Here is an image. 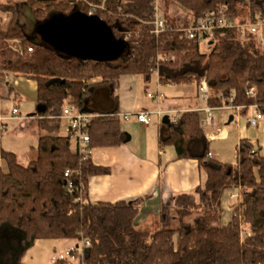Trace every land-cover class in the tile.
<instances>
[{"label":"trees","instance_id":"obj_1","mask_svg":"<svg viewBox=\"0 0 264 264\" xmlns=\"http://www.w3.org/2000/svg\"><path fill=\"white\" fill-rule=\"evenodd\" d=\"M164 1L169 30L159 36L147 24L153 18L152 0H26L0 5V12L11 14L8 28L0 30V82L10 73L36 82L35 123L45 133L38 141L36 159L26 166L0 146V264H25L22 256L37 240H76L81 235L91 242L85 264H264V157L249 140L239 142L233 165L210 156L211 142L199 112H182L175 121L162 123L160 147H173L178 160L197 161L205 181L163 205L153 231L135 225L141 199H88L89 179L109 175L111 169L95 165L90 157L83 160L69 134H60L61 114L69 106L93 115L91 150L123 145L128 137L121 130L115 96L120 78L138 75L148 82L154 72L160 85L198 86L205 77L209 87L240 114L252 107L264 114V48L258 34L216 31L209 42L210 53L204 54L197 41L175 31L221 8L239 23H264V0ZM168 5L187 11L193 20L176 25L168 16ZM74 13L104 21L113 40L125 44L122 63L64 57L39 40L41 25ZM29 17L34 20L31 33L25 28ZM120 28L130 34L128 40L120 36ZM105 87L110 103L104 111L92 106V92ZM251 87L256 88L255 95L248 94ZM229 190L238 191L240 201L224 224L223 201ZM4 229L16 235L4 237Z\"/></svg>","mask_w":264,"mask_h":264},{"label":"crops","instance_id":"obj_2","mask_svg":"<svg viewBox=\"0 0 264 264\" xmlns=\"http://www.w3.org/2000/svg\"><path fill=\"white\" fill-rule=\"evenodd\" d=\"M25 1L26 0H0V5L20 4ZM10 21V13L0 12V30L5 31ZM259 39L261 41L262 37H259ZM141 82L142 79L138 75L123 76L120 78L119 85L115 92V96L118 99L120 119L123 118L125 114H130V119L126 120V122L129 123V131H131L135 125L144 127L145 130H150V125L146 127L140 124L135 116L137 113L142 112L143 107L139 89ZM160 87L161 85L158 84V89H160ZM197 92L198 87L194 94L196 101H191L184 106H179L177 110L180 113L199 112L203 119L205 114L201 110V103L196 98ZM36 106V82L25 78L21 74L10 73L5 75L4 81L0 82V116L7 121V126L11 123L10 121L13 120L15 123L12 121V127L21 135L30 132L32 138H36L38 143L39 139L44 136L45 133L39 131L37 126L32 130L33 124L36 125L34 117ZM14 108H18L19 110V114L15 118L12 116ZM234 110L235 114L231 113L233 121L240 115V111ZM250 110L255 112L253 108H250ZM215 120L221 129V133L211 137L204 132L206 138L210 142L225 135L224 130L221 128L220 119L215 118ZM246 124L247 127H245L241 119H238L236 130L238 144L244 139L254 141L260 148V154L264 157V121H260L257 127H251L249 122ZM226 125H228V122ZM122 132L124 134L127 133L124 131ZM133 138V136H129L126 142L118 147L95 148L91 150L90 158L93 163L98 166L110 168L111 173L109 175L93 176L89 179L88 199L92 202H118L122 200L133 201L141 199L142 206L136 218L135 225L138 229H146L145 226L148 225L147 223L150 215L151 218L156 220L163 205L171 204L174 196L177 194L193 192L199 185L204 183L205 175L201 172L197 161L178 160L175 150H169L171 146L160 147L159 136L156 139L150 138L147 142L140 140L137 145H132L131 142ZM33 149L34 147H31V150ZM210 153L211 157L216 160H219L218 157H221L216 151ZM236 159L237 153L235 156V160ZM29 162L30 160L27 158L26 162L19 163L26 166ZM235 164L236 162L233 165ZM235 191L236 190H229L225 193L223 201L225 214L222 219L224 224L230 221L233 208L231 207L232 202L229 196ZM144 210H149V212L142 216ZM1 234L6 238L16 235V233L10 229H4ZM73 241L74 240H65L61 241V243L69 242L68 245H70ZM24 244L26 245L24 242L22 247ZM68 245H63L61 247H67Z\"/></svg>","mask_w":264,"mask_h":264},{"label":"rangeland","instance_id":"obj_3","mask_svg":"<svg viewBox=\"0 0 264 264\" xmlns=\"http://www.w3.org/2000/svg\"><path fill=\"white\" fill-rule=\"evenodd\" d=\"M57 2H67V1H78V0H55ZM163 2H166L163 0ZM173 1L168 0L167 3L170 4ZM167 5V4H166ZM168 16L171 20L175 22L176 25L181 24L183 21L187 20L188 22H191L193 20L192 14L188 13L187 11L177 7L176 5H168ZM165 13V11H164ZM33 18L29 17L25 20V28L28 33H31L34 29V23ZM148 24V23H147ZM149 25V24H148ZM122 29V28H120ZM120 36L124 37L125 40V33H123V29L121 30ZM39 40L45 42L51 49H53L58 54L64 56V57H73L79 60H82L79 57V54L74 50L73 47L68 46H62L58 43H53L50 40H45L40 35ZM121 43V42H120ZM121 46V53L118 52L117 49H113L110 51V55L103 56L102 59L105 62L111 63L113 65H118L123 62L125 56L124 52L126 50L125 44L121 43L119 44ZM209 41L204 42L200 44V50L204 54L210 53V46ZM261 47L264 48V43H260ZM124 46V48H123ZM142 82L140 85V97H141V103H142V112L148 113L149 119H150V130H145L144 127H139L137 125L133 126L132 130L129 131L128 124L126 120H124V117L121 118V129L124 132H127V137L133 136V141L131 142L132 145H137L140 140H143V142H147V140L156 139L159 136V130L160 126L162 124V120L164 117L168 116L171 120L174 119L180 112L177 110V107L184 106L186 103H189L191 101H196L195 99V93L197 89V84L191 83V84H161V87L159 91L164 95V99L161 102H157L155 100H151L147 98V94H156L158 90V75L156 72L152 73L150 81H145L142 77ZM93 93V99H92V106L96 109L100 110H106L109 107L110 101H108V94H107V88H100ZM198 101L201 103L202 108L201 110L205 108V103L200 98L198 92L197 97ZM226 99V98H224ZM227 100V99H226ZM231 113L235 114V110L232 108H226L222 110H215L213 112V116L216 119H220L221 128L224 130L225 135L221 138H218L216 140H213L210 143L209 150L210 152L216 151L218 152L221 157H218V159L222 162H227L230 164H234L236 162L235 156H236V147L238 145V139L236 136V130L238 126V119H241V121L245 124V127H247V124L251 117H253L254 113L252 110H249L245 115L240 114L239 117H236L235 121H232L230 124L226 125L227 122H229L230 117L232 116ZM262 114V113H261ZM264 121V114H262ZM122 117V116H121ZM13 121V120H12ZM12 121L11 123L6 126V130L0 134V146L6 150L14 153L16 156H18L17 160L19 162H26L27 158L30 161H33L36 159V148H37V139L32 138V134L30 132L25 133L24 135H21L20 133L16 132L14 128L12 127ZM7 123V121H5ZM14 122V121H13ZM18 122V121H16ZM20 122V121H19ZM15 123V122H14ZM7 125V124H6ZM36 125L33 124L32 130H34ZM60 133L66 134L67 133V124L65 120H61V126H60ZM255 149H258V145L254 141H250ZM31 147H34L33 150H31ZM170 151H174L173 148L169 147ZM211 155V153H210ZM1 167L4 171L7 170V164L5 161L1 162ZM233 192L232 195H236L237 199L231 198L229 196V199L232 202L231 207L233 208L236 203L240 201V195L239 192ZM149 210H144L142 212V216L146 215ZM156 220L151 218V215L148 219V225L145 226L146 229H150L155 231L157 229ZM76 240H74L70 245L74 244ZM69 242H62L59 240H53V239H47V240H37L35 241L30 248L27 249V251L22 256V262L25 264H53V258L55 253H60L64 250H66L70 245H68ZM63 245H68L67 247H61ZM75 264H79L76 262Z\"/></svg>","mask_w":264,"mask_h":264},{"label":"built area","instance_id":"obj_4","mask_svg":"<svg viewBox=\"0 0 264 264\" xmlns=\"http://www.w3.org/2000/svg\"><path fill=\"white\" fill-rule=\"evenodd\" d=\"M153 2V18L150 22H147L152 27V33L156 36H159L163 32L169 30L164 18V6L162 0H152ZM227 29H239L242 32L243 36L247 34H258L259 37H262L260 43H264V23L257 21L253 23L248 21L246 23H239L225 15V9L221 8L219 11H207L200 18L193 21L186 27L179 26L175 28V31L182 33L184 38L188 40L197 41L199 44L204 42H210L211 37L214 32L219 30ZM173 30V29H172ZM125 40L130 38L129 33H125ZM31 52L32 49H29ZM160 58L157 59V61ZM173 59V57H171ZM198 87V94L202 101L205 103V108L203 112L205 117L202 119L201 126L206 135L214 137L221 133V129L216 123V120L213 116L215 110H222L226 108H234L224 97L220 94L215 93L208 85L206 78H202ZM256 88L251 87L248 91L249 95H255ZM147 98L161 102L164 99V95L157 90L156 94H147ZM255 110L253 117L249 120V125L251 127H257L262 121L263 116L257 107H252ZM237 110V109H236ZM19 114L18 108H14L12 111V116L15 118ZM137 121L148 127L150 125V119L148 113L139 112L136 115ZM125 120L130 119V114H125ZM93 115L88 113H82L76 108L65 107L61 114V120H65L67 124V133L71 137L72 147L74 151L78 152L83 160H86L90 157L91 149L89 147L90 137H89V127ZM176 120L174 117L173 121ZM6 120L0 116V134L6 130ZM211 156V155H210ZM71 171L67 170L65 172V177L69 178ZM70 190H72V183L68 184ZM231 198L237 199L236 195H231ZM82 201V198H80ZM91 247V242L87 238H84L83 235L79 239H76L74 244L70 245L66 250L55 253L53 264L56 263H67L79 264L84 263L85 250Z\"/></svg>","mask_w":264,"mask_h":264},{"label":"water","instance_id":"obj_5","mask_svg":"<svg viewBox=\"0 0 264 264\" xmlns=\"http://www.w3.org/2000/svg\"><path fill=\"white\" fill-rule=\"evenodd\" d=\"M38 34L53 43L73 47L84 62L103 61L102 57L109 56L113 49L122 52L121 43L113 40L109 27L93 15L74 13L52 17L39 27ZM170 121V117L166 116L162 123L169 124ZM232 121L233 117H230L228 124Z\"/></svg>","mask_w":264,"mask_h":264}]
</instances>
